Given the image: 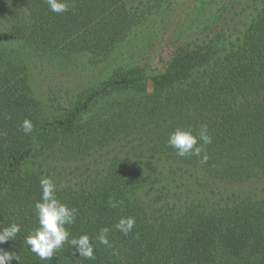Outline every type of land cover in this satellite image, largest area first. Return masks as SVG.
Instances as JSON below:
<instances>
[{
    "label": "trees",
    "instance_id": "16d2710c",
    "mask_svg": "<svg viewBox=\"0 0 264 264\" xmlns=\"http://www.w3.org/2000/svg\"><path fill=\"white\" fill-rule=\"evenodd\" d=\"M68 3L0 0V228L21 226L0 244L10 264H264V0ZM201 124L208 160L177 156L169 133ZM42 176L95 259L65 243L41 260L25 243ZM121 216L136 221L127 236Z\"/></svg>",
    "mask_w": 264,
    "mask_h": 264
},
{
    "label": "clouds",
    "instance_id": "9594fccd",
    "mask_svg": "<svg viewBox=\"0 0 264 264\" xmlns=\"http://www.w3.org/2000/svg\"><path fill=\"white\" fill-rule=\"evenodd\" d=\"M46 3L54 13L62 14L69 11L68 0H46ZM19 127L20 131L28 135L32 132L34 125L30 119L25 118ZM211 142L212 137L207 124L199 125L195 132L191 126H177L169 133L166 141L167 145L175 150L177 156H195L199 158L200 163H205L208 160L205 147ZM39 183L40 197L33 205L38 226L25 237V243L41 260H52L54 253L61 249L65 243L73 248L72 255L78 254L87 260L95 259L94 245L88 234L84 233L78 237L70 238L68 226L75 223L76 209L70 208L58 197L57 185L51 177L42 176ZM135 223L134 217L121 216L115 224V228L127 236L132 232ZM20 230L21 226L15 222L0 228V244L9 239L15 240ZM109 231L107 227L102 228L95 239L104 246H110ZM13 259L19 261V257L13 251L0 248V264H10Z\"/></svg>",
    "mask_w": 264,
    "mask_h": 264
},
{
    "label": "rangeland",
    "instance_id": "374dc122",
    "mask_svg": "<svg viewBox=\"0 0 264 264\" xmlns=\"http://www.w3.org/2000/svg\"><path fill=\"white\" fill-rule=\"evenodd\" d=\"M14 11H15V8L14 7H7V8L4 9V13L5 14H8V15H10L11 13H13ZM92 77H93L92 74H89V76L88 75L87 76H83L82 79L88 80V79H90ZM63 79H65L64 82H63V84L66 87H68V89H71V87L75 86L79 81L81 82L80 78H73V79H71V78H69V76L64 77ZM74 79H76V83H74Z\"/></svg>",
    "mask_w": 264,
    "mask_h": 264
}]
</instances>
